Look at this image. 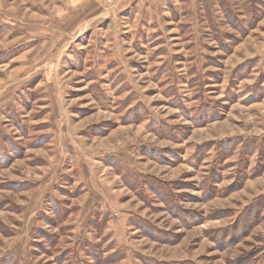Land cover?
<instances>
[{
    "label": "rangeland",
    "instance_id": "374dc122",
    "mask_svg": "<svg viewBox=\"0 0 264 264\" xmlns=\"http://www.w3.org/2000/svg\"><path fill=\"white\" fill-rule=\"evenodd\" d=\"M152 263L264 264V0H0V264Z\"/></svg>",
    "mask_w": 264,
    "mask_h": 264
},
{
    "label": "trees",
    "instance_id": "16d2710c",
    "mask_svg": "<svg viewBox=\"0 0 264 264\" xmlns=\"http://www.w3.org/2000/svg\"><path fill=\"white\" fill-rule=\"evenodd\" d=\"M235 142H236V140H234V139H229V140H226V141H224L223 142V146H229V148L228 149H231V148H233L234 147V145H235ZM229 155V153L226 155V156H228ZM240 186L238 185L237 187H234L235 189H238ZM233 189V188H232ZM231 190V189H230ZM163 194H164V192H163ZM216 194L214 193L213 195H212V197L213 196H215ZM206 199H208V196H206ZM245 216L246 217H248V218H252L253 216H254V214H253V212H251V208L250 209H246V212H245ZM242 217V215L239 217V218H241ZM241 221V220H240ZM240 221H237V223L238 224H241V222ZM244 225H246V223L244 224ZM152 264H155V263H152Z\"/></svg>",
    "mask_w": 264,
    "mask_h": 264
}]
</instances>
